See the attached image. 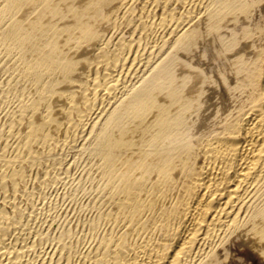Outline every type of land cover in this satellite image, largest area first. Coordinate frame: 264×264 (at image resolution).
<instances>
[{"label":"bare ground","instance_id":"6f19581e","mask_svg":"<svg viewBox=\"0 0 264 264\" xmlns=\"http://www.w3.org/2000/svg\"><path fill=\"white\" fill-rule=\"evenodd\" d=\"M262 22L0 0V264H264Z\"/></svg>","mask_w":264,"mask_h":264},{"label":"rangeland","instance_id":"374dc122","mask_svg":"<svg viewBox=\"0 0 264 264\" xmlns=\"http://www.w3.org/2000/svg\"><path fill=\"white\" fill-rule=\"evenodd\" d=\"M2 98H3V96H2V97H0V100H1V101H0V104H1V105H2V103H1V102H2V101H3V99H4V98H3V99H2ZM1 105H0V108H2V106H1ZM49 192H50V196H49ZM49 192L46 194V195H47V197H46V198H47V201H49V200L51 201V200H52L53 202L57 203L58 205H60V204H61L60 206H61V208H62V207H63V205H65V203H66V202H63V203H62V202H60V201H63V200H62L60 197H58V198H57V196L55 195V193H53L52 189H50V190H49ZM52 193L54 194V196H53V194H52ZM51 194H52V195H51ZM51 196H53V197H51ZM50 197H51V198H50ZM58 200H59V201H58ZM50 201H49V202H50ZM62 204H63V205H62Z\"/></svg>","mask_w":264,"mask_h":264},{"label":"snow or ice","instance_id":"6c2138e0","mask_svg":"<svg viewBox=\"0 0 264 264\" xmlns=\"http://www.w3.org/2000/svg\"><path fill=\"white\" fill-rule=\"evenodd\" d=\"M261 27L264 28V22H262ZM239 53H236L238 55ZM236 261V264H247L246 258H244L243 254L241 253L240 257L233 258Z\"/></svg>","mask_w":264,"mask_h":264}]
</instances>
